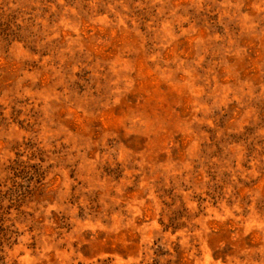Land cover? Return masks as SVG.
Instances as JSON below:
<instances>
[{"label":"rangeland","instance_id":"1","mask_svg":"<svg viewBox=\"0 0 264 264\" xmlns=\"http://www.w3.org/2000/svg\"><path fill=\"white\" fill-rule=\"evenodd\" d=\"M0 264H264V0H0Z\"/></svg>","mask_w":264,"mask_h":264}]
</instances>
